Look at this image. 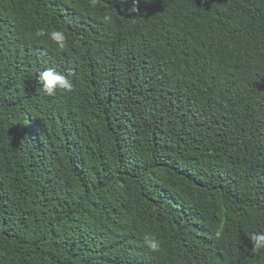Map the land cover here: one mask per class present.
I'll return each instance as SVG.
<instances>
[{
    "label": "trees",
    "instance_id": "obj_1",
    "mask_svg": "<svg viewBox=\"0 0 264 264\" xmlns=\"http://www.w3.org/2000/svg\"><path fill=\"white\" fill-rule=\"evenodd\" d=\"M130 7L0 0V264H264V0Z\"/></svg>",
    "mask_w": 264,
    "mask_h": 264
},
{
    "label": "clouds",
    "instance_id": "obj_2",
    "mask_svg": "<svg viewBox=\"0 0 264 264\" xmlns=\"http://www.w3.org/2000/svg\"><path fill=\"white\" fill-rule=\"evenodd\" d=\"M129 0H124V3H128ZM140 0H131V7L128 9V14L132 15L139 11L138 4ZM47 35L48 39L54 42L56 48L63 51L67 46V38L61 30H51L46 32L45 29L41 28L35 32L36 37H44ZM39 82L42 84V91L47 96L51 97L58 91L71 93L74 91V83L67 76L55 71L53 68H46L44 71L39 73ZM144 246L150 252H157L160 249L159 241L152 234H145L142 237ZM250 241L253 250L259 251L264 249V232H253L250 235ZM237 259H240L238 255L230 257L227 262L228 264L234 263ZM178 260V259H177ZM177 262V261H176ZM176 262L174 264H176Z\"/></svg>",
    "mask_w": 264,
    "mask_h": 264
}]
</instances>
